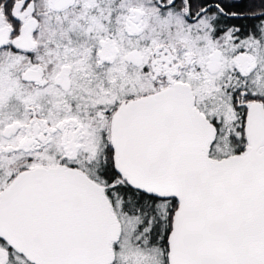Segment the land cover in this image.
Instances as JSON below:
<instances>
[{
	"label": "snow or ice",
	"instance_id": "6c2138e0",
	"mask_svg": "<svg viewBox=\"0 0 264 264\" xmlns=\"http://www.w3.org/2000/svg\"><path fill=\"white\" fill-rule=\"evenodd\" d=\"M0 264H264V0H0Z\"/></svg>",
	"mask_w": 264,
	"mask_h": 264
}]
</instances>
